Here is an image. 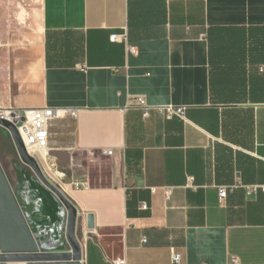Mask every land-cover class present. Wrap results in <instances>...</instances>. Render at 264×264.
Here are the masks:
<instances>
[{
  "label": "crops",
  "instance_id": "0c3cea01",
  "mask_svg": "<svg viewBox=\"0 0 264 264\" xmlns=\"http://www.w3.org/2000/svg\"><path fill=\"white\" fill-rule=\"evenodd\" d=\"M263 65L264 0H0V110H78L49 157L77 171L81 264H264Z\"/></svg>",
  "mask_w": 264,
  "mask_h": 264
},
{
  "label": "water",
  "instance_id": "95a60500",
  "mask_svg": "<svg viewBox=\"0 0 264 264\" xmlns=\"http://www.w3.org/2000/svg\"><path fill=\"white\" fill-rule=\"evenodd\" d=\"M5 135L15 144L21 162L28 166L41 183L52 192L67 212L66 240L68 251H47L34 237L29 222L0 164V264H81L82 246L78 240V210L70 199L43 175L36 160L29 155L16 127L0 120ZM87 228H94L88 218Z\"/></svg>",
  "mask_w": 264,
  "mask_h": 264
},
{
  "label": "rangeland",
  "instance_id": "374dc122",
  "mask_svg": "<svg viewBox=\"0 0 264 264\" xmlns=\"http://www.w3.org/2000/svg\"><path fill=\"white\" fill-rule=\"evenodd\" d=\"M5 129L0 126V164L8 178V181L14 190L15 196L24 212V215L29 222L30 229L36 238L39 246L47 251H68L70 247L66 240V233L62 235L57 243H52V231L55 224L48 225V216L42 214L44 209L42 208V199L39 197L40 190L33 189L32 183H36L41 189H43L49 197L58 204L56 206L59 210L57 216L58 219L67 218V212L56 196L50 192L33 173V171L26 165H24L18 155L15 144L10 136L5 135ZM38 163L45 178L58 187L67 197L69 187V178L77 175V171L74 169H68L63 160H60L59 168L51 162L50 157L47 162ZM66 173L64 176L63 173ZM87 174L91 175L94 180L93 184H104L107 181V166L100 167L92 163L89 164ZM68 177V178H67ZM37 181V182H36ZM24 186V187H23ZM77 236L80 244L85 247L84 235L80 224H78ZM85 250V248H84Z\"/></svg>",
  "mask_w": 264,
  "mask_h": 264
},
{
  "label": "built area",
  "instance_id": "2783aa9c",
  "mask_svg": "<svg viewBox=\"0 0 264 264\" xmlns=\"http://www.w3.org/2000/svg\"><path fill=\"white\" fill-rule=\"evenodd\" d=\"M122 40L123 42L128 41L127 35H113L111 37L112 41ZM129 51L136 54L135 47H129ZM260 73L264 74V65L259 67ZM137 107L148 116L152 110L158 111L166 119H171L172 117L183 118L185 114V108L178 107H166V108H150L146 106L143 98L135 99ZM78 113L77 109L73 108H39V109H27V110H0V120H5L12 124L18 130V133L27 149L28 153L32 152V156L36 161L46 163L49 158V126L52 122L75 117ZM106 155L112 156V150L104 151ZM259 187H252L248 191L256 192ZM264 192V187H261ZM154 192V190H153ZM165 197L169 200L172 196L173 189H165ZM228 193V187L219 188V197L221 200L225 199ZM142 210H147L148 205L142 203L140 205ZM143 243L147 240L143 239ZM173 261L175 264H179L180 256L177 254L173 255ZM114 264H126L125 261H117ZM231 264H240L237 258H232Z\"/></svg>",
  "mask_w": 264,
  "mask_h": 264
},
{
  "label": "bare ground",
  "instance_id": "6f19581e",
  "mask_svg": "<svg viewBox=\"0 0 264 264\" xmlns=\"http://www.w3.org/2000/svg\"><path fill=\"white\" fill-rule=\"evenodd\" d=\"M30 155H32V152L29 153ZM37 182V181H36ZM24 187V186H23ZM31 187L33 189H37V190H40V194H39V197L42 199V208L44 209V211L42 212V214L44 215H47L48 218H50L51 221H55V216H54V213H52L50 210L52 211H57L59 212V210H57L56 206H58L57 203H55L50 197L49 195L47 194V192H45L43 189H41L36 183H32L31 184ZM57 232V228L55 230ZM66 233V231H65ZM64 233V230L61 229L59 231V239L62 237V235L65 234Z\"/></svg>",
  "mask_w": 264,
  "mask_h": 264
}]
</instances>
